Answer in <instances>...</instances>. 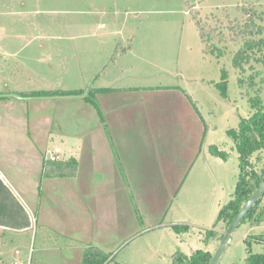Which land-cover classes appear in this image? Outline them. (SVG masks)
Segmentation results:
<instances>
[{
    "label": "rangeland",
    "instance_id": "rangeland-1",
    "mask_svg": "<svg viewBox=\"0 0 264 264\" xmlns=\"http://www.w3.org/2000/svg\"><path fill=\"white\" fill-rule=\"evenodd\" d=\"M255 2L264 6V0H0V37L4 35V39L10 40L4 44L6 51L16 53L15 57L6 59L7 71H14L20 61L25 76L19 79L21 75L17 74L8 79L0 72L1 89L5 83L13 87L18 82L33 92L43 88L86 91L95 87L112 88L111 93L127 89L149 91L141 94L152 106L157 134L152 130L153 120L148 121L143 132L150 129L148 135L153 141L158 138L157 144L165 136L172 145H177V153L186 147L187 160L177 162L175 178L117 181L113 204L100 196L102 191L110 193L108 184L100 182L97 190L92 188L104 202L101 205L100 200L99 212L109 211L112 206L117 210L116 235L121 240L100 242V249L109 255L108 264H174L173 255L178 252L190 255L199 249L211 255L215 253L225 233V224L219 222L214 228L217 238L205 243L204 237L215 225L219 210L232 199L240 173L239 154L226 132L236 129L240 120L252 112L246 94L237 87V74L231 64L238 44L230 40L215 43L222 56H204L188 5L198 9L200 20L207 24H211L212 16L219 19L223 26L216 27L229 36L225 17L241 19L237 9ZM123 47L128 49L124 54L120 52ZM51 70L56 72L47 73ZM39 71L45 77L54 73V77L43 78ZM256 81L259 83V78ZM262 101L264 108V88ZM88 105L96 107L97 102ZM77 106L62 109L60 113L55 111V106L47 105L45 118L51 122L39 131H35L30 109L31 141L38 148L46 139L47 159L57 146L63 149L66 139H80L81 130L85 131V141L89 139L90 123H84L86 109ZM180 122H185V131ZM52 123L56 132L47 139L44 136ZM12 143L19 145V149L23 146L20 138ZM170 148H158L164 167L168 165L164 152ZM213 148L226 157L214 156ZM250 161L259 169L264 162V151L255 153ZM182 167L185 171L181 173ZM78 170L79 175H84L87 167L78 166ZM40 177L37 187L32 186L37 197L45 194L43 188L48 177L43 167ZM158 182L163 187L159 196ZM81 184L74 186L84 191V183ZM132 184L137 191H133ZM15 189L22 191L21 187ZM26 189L30 190L31 186ZM95 200L90 197L91 205L95 206ZM254 212L231 235L218 264H247L249 253L264 254V197ZM160 223L184 225L188 231L176 233L172 227H157ZM19 238L25 259L11 260V247L6 246L2 264H36L40 260L44 264H82L79 259L83 255L75 253L78 250L64 251L67 243L40 244L38 233L19 235Z\"/></svg>",
    "mask_w": 264,
    "mask_h": 264
},
{
    "label": "crops",
    "instance_id": "crops-1",
    "mask_svg": "<svg viewBox=\"0 0 264 264\" xmlns=\"http://www.w3.org/2000/svg\"><path fill=\"white\" fill-rule=\"evenodd\" d=\"M8 41L10 40L4 39V35L0 37L2 44L0 47V72L3 74V78L8 77L9 79V76L18 74L21 75L19 79H23L25 76L23 75L22 62L17 61L14 71H7L6 59L16 55V53L10 54L6 51L4 44ZM40 59L45 60L43 57ZM52 72L54 71L51 70L47 73ZM37 73L41 77H45L41 71ZM54 73L46 75L45 78L52 79ZM88 80L90 81L89 78ZM16 83L13 87L5 83L3 89L0 88V264L5 260L3 254L6 246L11 247L9 251L11 260L12 258L14 260L25 259L19 235L29 236V234L37 235L38 233L41 236L40 244H51L52 241L56 244L67 243L64 251L75 252L78 250L75 253L79 256H82L84 250L89 247L94 246L99 249L101 241L106 243V241L121 240L120 235L119 237L116 235L118 230L116 207L112 206L109 211L99 212L101 200L97 196L99 192L92 188L97 190V183L100 182L108 184L111 188L110 193L102 191L100 196L103 200L106 198V201L113 204L115 182L175 178L178 169L177 162L187 160L185 146L177 153L175 149L177 145H172L165 136L160 137L159 144H157L158 138L153 141L148 135L150 129L143 132L144 128H148V121L152 122L153 120V131L158 125L154 115L151 114L153 113L152 106L144 100L145 97L142 95L149 91L142 93L140 90L138 92L127 89L111 93L112 88L95 87L94 90L108 89L110 92L95 93L93 100L97 102V105L92 107L84 101L86 93L83 96L75 97L26 98L21 96L22 93L33 92V90ZM75 89L50 90L43 88L39 92L75 91ZM140 89L144 91L145 88ZM79 90L82 89L79 88ZM153 93L150 91V94ZM47 105L55 106V111L58 110L60 113H62V109L75 105H78L77 108L86 109L87 116H85L84 123L91 124L87 130L89 139L85 141V131L81 130L78 133L80 139L65 138L67 142H63V149L58 146L57 148L61 153L60 158L75 159L77 170L78 166L80 168L87 167V170L84 175H79L78 170L76 177L69 180L47 178L43 188L45 194H39L37 197L32 193V186L37 187L38 182L42 179L40 176L48 151L45 138L49 139L52 132L56 131L52 123L47 136L43 134L45 142L40 147H35L36 144L31 141V118L29 116L32 108L35 131H39L41 126L45 130L49 127V121L51 122L50 119L45 118L44 109ZM55 120L56 118L52 121L55 122ZM166 123L168 124V121ZM182 123L180 122V124ZM25 128L27 129L25 130ZM146 133L148 136L145 135ZM17 138L23 140L21 149H19V145L12 146V142L15 143ZM167 144L172 148L164 152L168 162L167 167H164L161 165L164 161L163 158L161 159L163 155H159L161 150L158 148L163 146L169 148ZM183 144L185 145V143ZM21 157L27 158L18 161ZM184 171L185 169L182 167L179 172ZM25 176L32 178L29 179ZM81 183H84V191H81V187L74 186L75 184L82 185ZM132 185L133 191H137L134 184ZM28 186H31V189L24 191ZM18 187L22 188L21 193L15 189ZM157 187H159L157 190V196H159L158 193L162 192L163 187L160 182L157 183ZM91 196L96 198L95 206L91 205ZM157 196H153V199ZM103 203L102 201L101 205ZM140 209L149 212L146 208ZM123 212L125 213V210ZM126 212L129 213V205H127ZM158 216H162V213L160 212ZM163 226L169 228L173 225L161 223L157 225V227ZM81 261L82 259H79V262ZM9 264L13 263L9 262ZM36 264L44 263L40 260L36 261Z\"/></svg>",
    "mask_w": 264,
    "mask_h": 264
},
{
    "label": "trees",
    "instance_id": "trees-1",
    "mask_svg": "<svg viewBox=\"0 0 264 264\" xmlns=\"http://www.w3.org/2000/svg\"><path fill=\"white\" fill-rule=\"evenodd\" d=\"M251 4L240 6L237 10L241 14V19L225 17V26L228 35H225L216 25L223 26L222 22L212 16L211 24L200 20L198 9L190 7L189 14L195 21L198 35L202 45L204 56L215 55L217 58L222 56L215 43H225L228 40L237 45L233 52L231 64L237 74V87L246 94L252 115L240 120L239 125L234 130L227 131L228 137L232 140L236 152L239 154V177L235 186L232 199L224 205L218 213L216 223L211 230L207 231L204 242L208 243L217 238L215 227L219 222L225 224L226 229L231 225L242 205L252 196L255 189L264 182V162L259 169L252 166L250 159L255 153L264 151V108H263V88H264V6ZM231 18V19H230ZM213 23V24H212ZM127 48L123 47L120 51L125 53ZM115 58V54L112 55ZM260 66V67H259ZM246 73L248 74L245 77ZM259 78V83L256 79ZM224 86L222 87V89ZM110 92L108 89H92L83 91H59L54 92H24L22 97H75L84 96V101L93 104L95 93ZM211 153L215 156L226 157L225 153L212 149ZM44 175L51 179L75 178L77 173V162L72 158H59L57 161L46 159L43 166ZM263 199V197H262ZM260 199L249 211L245 219L248 221L254 215L256 207L262 201ZM174 232L188 231L187 226H172ZM223 236H221L222 239ZM82 264H108L109 255L100 248L89 247L84 250ZM212 255L210 252L199 250L190 255L176 253L173 255L174 264H208ZM247 264H264V254L249 253Z\"/></svg>",
    "mask_w": 264,
    "mask_h": 264
},
{
    "label": "water",
    "instance_id": "water-1",
    "mask_svg": "<svg viewBox=\"0 0 264 264\" xmlns=\"http://www.w3.org/2000/svg\"><path fill=\"white\" fill-rule=\"evenodd\" d=\"M264 197V182L260 184L252 194V196L242 205L231 225L225 230V233L220 240L215 253L212 255L208 264H218V261L223 254V250L230 240L231 235L236 228L242 223L249 211L256 205V203Z\"/></svg>",
    "mask_w": 264,
    "mask_h": 264
},
{
    "label": "built area",
    "instance_id": "built-area-1",
    "mask_svg": "<svg viewBox=\"0 0 264 264\" xmlns=\"http://www.w3.org/2000/svg\"><path fill=\"white\" fill-rule=\"evenodd\" d=\"M59 152H60V150L57 148L56 150H54V152L49 153L50 158H48V160H51V161H57V159L60 158V157L58 156V155H59ZM14 264H17V263H14ZM20 264H23V262L20 263Z\"/></svg>",
    "mask_w": 264,
    "mask_h": 264
}]
</instances>
